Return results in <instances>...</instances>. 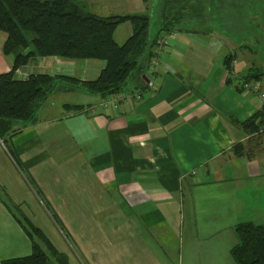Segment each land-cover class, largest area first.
Listing matches in <instances>:
<instances>
[{
  "label": "crops",
  "instance_id": "1",
  "mask_svg": "<svg viewBox=\"0 0 264 264\" xmlns=\"http://www.w3.org/2000/svg\"><path fill=\"white\" fill-rule=\"evenodd\" d=\"M121 1L115 10L95 13L149 8L157 25L150 31L157 64L152 69L150 59L116 93L59 86L32 121L15 123L0 138V264L31 253L13 204L39 212L42 222L34 216L31 222L69 264H199L185 260L182 239L199 244L227 230L229 244L237 223H264V103L242 87L248 73H264V56H256L264 19L244 14L243 0H184L187 14L159 33L163 0H154L153 9L143 0ZM122 24L129 36L132 24ZM6 37L0 30V73L13 63L3 52ZM104 66L94 58L38 56L16 77L45 73L89 81ZM256 112L257 127L241 124ZM238 142L243 151L235 155ZM57 223L79 252L62 240ZM170 239L177 258L169 262L157 246ZM203 256L235 264L219 252Z\"/></svg>",
  "mask_w": 264,
  "mask_h": 264
},
{
  "label": "trees",
  "instance_id": "2",
  "mask_svg": "<svg viewBox=\"0 0 264 264\" xmlns=\"http://www.w3.org/2000/svg\"><path fill=\"white\" fill-rule=\"evenodd\" d=\"M181 1L184 0L164 1L161 10L164 20L159 33L171 30L187 14ZM143 2L153 9L154 0ZM151 15L100 16L76 0H0V30L7 35L2 48L5 54L13 56L11 69L0 73V138L4 141L15 123L32 121L39 106L59 86L64 90L78 87L101 95L120 91L151 59ZM127 21L132 24V32L124 42L118 43L115 29ZM38 56L94 58L103 60L105 66L97 78L89 81L45 73L18 79L16 71ZM230 61L227 56L228 68ZM244 80L264 81V73L252 71ZM258 114L241 124L257 127ZM242 151V143L234 144L235 155ZM17 217L31 240V253L4 259L1 264H69L67 255L57 250L38 226L24 215ZM234 233L236 242L230 248V255L235 264H264V223L239 222Z\"/></svg>",
  "mask_w": 264,
  "mask_h": 264
},
{
  "label": "rangeland",
  "instance_id": "3",
  "mask_svg": "<svg viewBox=\"0 0 264 264\" xmlns=\"http://www.w3.org/2000/svg\"><path fill=\"white\" fill-rule=\"evenodd\" d=\"M82 4H84L86 6V8L91 11V12H107L109 10H111V8H116L119 6V3H123V1H118V0H100L102 2L101 6L96 7L95 5H91V0H76ZM165 1V0H163ZM237 4L240 5V2L242 0H234ZM109 2H111L112 4H110ZM105 6V8L103 7ZM242 8L244 9V14L248 15L251 14L253 15L255 12L260 14V17H262L264 19V0H243V4H242ZM115 10V9H114ZM122 10V9H119ZM157 10V9H156ZM145 13L151 14L150 9L148 8ZM156 14V13H155ZM152 16V15H151ZM250 16V15H249ZM157 25L154 24V17L152 16V23H151V30L150 31H156ZM127 26H125L124 24L118 26L116 34H115V39L118 43H122L125 40V36H128V32H127ZM259 50H257V58L259 59L260 54H262V56H264V37H261L260 43L258 45ZM261 48V50H260ZM12 211L15 212V214L17 215H24L26 216L30 221L33 220L31 218H36L35 220H38V222H42L40 221V214L39 212H36L35 210L32 211H28V212H23L20 210V207L16 204H13V206L11 205ZM49 206H47V215H49L51 217V213L50 210L48 209ZM34 216V217H33ZM34 221V220H33ZM32 221V222H33ZM34 223V222H33ZM43 224V228L45 230V232L48 234L50 233V225L49 223L45 222L42 223ZM57 225L59 226L60 230H61V237L62 240L65 241V243L67 244V242L69 241L70 244L72 245V248H75L78 251V248L76 247V245H74V243L72 242V240H70V236L68 235L67 229L64 228L63 226H61L60 224L57 223ZM229 235L230 231H223L220 234H216L215 236H211L209 238V240L204 241V237H201L200 239H202L199 244L195 241L194 243H191V241H189L187 239H182L181 240V254L185 257V260L187 261V258H191L194 257L197 262H199V264H225L222 260H218V259H213L210 262H207L206 259L204 258L203 254H209L210 255H216L217 252H219V254H226V257H231L230 255V248L232 247V245L234 243H224L225 241H227V239H229ZM63 236H65V239L63 238ZM212 239V240H210ZM177 242H179V239H176ZM231 240V238H230ZM231 242V241H230ZM233 242V241H232ZM207 245L209 246V248L207 247ZM159 247L161 249H159ZM178 247V243H176V248ZM157 255L159 257L162 256H169V262L170 261H174V257H176L175 254H173L174 250H175V244H174V240L170 239V242L167 243L165 242V244L162 243V245H158L157 246ZM177 258V257H176ZM232 259V257L230 258ZM234 261V260H233Z\"/></svg>",
  "mask_w": 264,
  "mask_h": 264
},
{
  "label": "built area",
  "instance_id": "4",
  "mask_svg": "<svg viewBox=\"0 0 264 264\" xmlns=\"http://www.w3.org/2000/svg\"><path fill=\"white\" fill-rule=\"evenodd\" d=\"M156 64V60L154 58L151 59L150 66L152 69L155 68ZM242 86L244 90L251 91L261 103H264V91L262 90L260 81H246L243 82Z\"/></svg>",
  "mask_w": 264,
  "mask_h": 264
}]
</instances>
